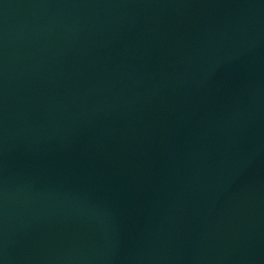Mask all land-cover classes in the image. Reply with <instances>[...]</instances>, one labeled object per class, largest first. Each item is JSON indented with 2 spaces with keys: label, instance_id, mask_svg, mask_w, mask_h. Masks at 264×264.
I'll return each mask as SVG.
<instances>
[{
  "label": "water",
  "instance_id": "obj_1",
  "mask_svg": "<svg viewBox=\"0 0 264 264\" xmlns=\"http://www.w3.org/2000/svg\"><path fill=\"white\" fill-rule=\"evenodd\" d=\"M0 264H264V0H0Z\"/></svg>",
  "mask_w": 264,
  "mask_h": 264
}]
</instances>
